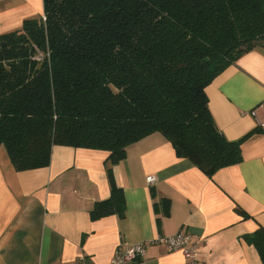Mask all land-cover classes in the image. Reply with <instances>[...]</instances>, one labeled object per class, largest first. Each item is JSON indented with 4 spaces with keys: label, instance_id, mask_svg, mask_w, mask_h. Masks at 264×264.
Segmentation results:
<instances>
[{
    "label": "trees",
    "instance_id": "1",
    "mask_svg": "<svg viewBox=\"0 0 264 264\" xmlns=\"http://www.w3.org/2000/svg\"><path fill=\"white\" fill-rule=\"evenodd\" d=\"M255 48L264 0H43V17L0 35V145L17 172L48 167L54 146L109 153L91 218H123L111 166L151 135L209 178L242 160L205 88ZM243 240L264 264V227Z\"/></svg>",
    "mask_w": 264,
    "mask_h": 264
},
{
    "label": "crops",
    "instance_id": "2",
    "mask_svg": "<svg viewBox=\"0 0 264 264\" xmlns=\"http://www.w3.org/2000/svg\"><path fill=\"white\" fill-rule=\"evenodd\" d=\"M38 17L43 0H0V35ZM205 94L216 129L240 142L242 160L209 178L178 158L162 135H151L111 166L124 195L123 218H91L95 204L110 197L109 153L54 146L48 167L17 172L0 145V264H109L120 243L181 232L197 244L200 264H262L243 236L264 227V130L257 124L264 123V48L241 55ZM141 263L187 259L153 245Z\"/></svg>",
    "mask_w": 264,
    "mask_h": 264
},
{
    "label": "built area",
    "instance_id": "3",
    "mask_svg": "<svg viewBox=\"0 0 264 264\" xmlns=\"http://www.w3.org/2000/svg\"><path fill=\"white\" fill-rule=\"evenodd\" d=\"M42 55L37 56V60H42ZM264 110V102L260 105ZM251 115L256 117L255 112ZM257 124L261 130H264V123L257 119ZM155 181L154 177H148L147 182L152 184ZM161 245L164 246L169 252L181 251L187 259V264H200L197 259L198 248L197 244L192 242V236L189 233L181 232L169 237H158L152 240L138 242L132 245L120 243L113 254L109 264H142V260L146 255V249L149 246ZM82 263L85 262L81 259Z\"/></svg>",
    "mask_w": 264,
    "mask_h": 264
}]
</instances>
